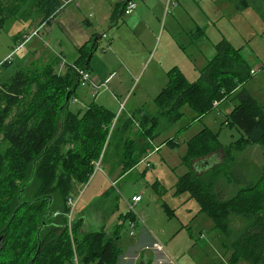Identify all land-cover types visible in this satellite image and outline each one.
Listing matches in <instances>:
<instances>
[{
    "label": "trees",
    "instance_id": "trees-1",
    "mask_svg": "<svg viewBox=\"0 0 264 264\" xmlns=\"http://www.w3.org/2000/svg\"><path fill=\"white\" fill-rule=\"evenodd\" d=\"M29 1L0 0V22L18 14ZM35 3L44 14L41 24L61 7V0ZM97 40L80 49L82 58L92 56ZM89 58L77 63L88 68ZM251 70L242 49L223 39L215 44L213 57L196 81L178 67L168 71L167 83L154 100L158 113L140 110L132 115H117L96 101L84 110H72L80 83L71 67L64 75L53 63L37 70L18 69L6 80L1 75L0 264H74L75 252L87 264H118L120 235L111 236L104 229L83 232L82 217L72 221L70 233L68 198L90 180L96 161L116 157L123 175L147 158L162 116L180 117L185 104L203 115L216 106L215 101L237 91L240 103L225 122L235 125L242 138L224 147L210 128L190 138L185 162L192 164L221 150L224 162L205 175L188 171L178 179L176 193L189 192L224 233H229L232 218H243L246 225L232 243L231 264H264V166L256 183L226 201L219 200L215 178L210 177L227 167L232 149L253 143L264 148V104L243 89L252 78ZM57 211L60 214L55 215Z\"/></svg>",
    "mask_w": 264,
    "mask_h": 264
},
{
    "label": "rangeland",
    "instance_id": "rangeland-1",
    "mask_svg": "<svg viewBox=\"0 0 264 264\" xmlns=\"http://www.w3.org/2000/svg\"><path fill=\"white\" fill-rule=\"evenodd\" d=\"M35 1L30 0L23 5L18 14L0 22V62L9 57L18 36L23 32L30 34L33 32V27L37 26L38 28L41 25L44 14L42 15L40 6L36 7ZM236 17H239L238 21L245 23L246 27L251 29L243 32L244 37L247 35V40L251 42L252 46L256 45L264 50L262 41L264 38H261L264 35L263 31L255 32L251 26L247 25L243 14H236ZM112 30V28H108L107 34ZM170 30L174 37L177 36L174 28L170 27ZM41 32L43 36L45 31ZM231 34L235 37L233 32ZM186 37L184 35L181 41L190 43ZM36 38L27 44V48L33 47V43L37 42ZM46 41L47 37L44 38L45 43ZM179 42L177 38H173L172 42H167V39L164 38L160 50L158 53H154L151 58L154 56L155 61L163 62V65H167L168 70L178 67L180 71L186 73L190 81H196L207 65V59L204 54L194 49L192 52L193 55L198 56V61H190L180 49ZM47 47L50 50V47ZM46 51L44 50L46 54L44 57H48ZM107 51V53H103L101 45L98 49V56L104 61L106 60L105 55H110L113 58V66L109 72H124L125 68L116 56L110 50ZM85 55L87 54L85 53ZM261 59L264 62V58ZM29 61L30 59L26 58L23 53L15 54L14 61L9 66L2 68V80L8 79L18 69L37 70L47 64L46 60L42 58L36 59L31 65H29ZM142 64L143 62L139 61L135 64V68H140ZM63 67V65L60 67L59 74H66V72L63 73ZM152 71L148 69L147 75ZM161 81L165 83L164 76ZM245 87L259 100L264 101V67L252 76ZM88 96L91 97V100L96 99L93 93H88ZM104 96L107 99L101 98L100 100L106 105L113 106L115 101L111 99L110 92H106ZM140 96L141 94L138 92L137 97ZM144 97L145 111L153 114L158 113L152 98ZM238 103H240L239 92L216 104L203 115L190 105L185 104L180 108V112H182L180 117L171 119L168 116H162L155 128L148 157L136 167L120 175L121 166L115 162L116 157L105 159L102 163L100 160L99 168L95 167L90 180L79 185V192L74 195L76 206L72 212L73 220L81 217L84 219L83 232L104 229L106 232H110L111 236L120 235L119 244L122 247V253L118 264L121 262L140 264L142 260L141 258L135 262L127 257L124 258V256L133 254L132 244L136 243L139 233L137 227L130 228L129 220L132 216L138 220V223L144 220L153 232L161 235V237L158 236V239L166 247V250L168 249L165 254L173 264H231L232 243L246 225V221L240 217L232 218L229 233H224L209 214L200 210L199 203L191 197L189 192L176 193V184L178 179L190 170L205 175L208 173L206 170L211 169L200 168V162L197 161L192 164L184 161V156L188 152V140L201 130L212 129L218 134L219 141L224 147L242 138V132L235 125L225 122L227 115L231 114L234 106ZM70 107L72 110L85 109V105L73 101H71ZM117 108L118 105H116ZM112 111L117 113V110L112 109ZM169 139H174V141L167 143L166 141ZM3 141L4 137L0 132L1 145ZM158 146L159 148H157ZM263 152L264 148L259 143L232 149V160L227 162V167L223 168V165L219 173L210 175L211 178H215L214 192L219 200L226 201L233 198L241 188L259 180L264 166ZM211 156H214L210 160L215 164L224 162V150L218 151L208 158ZM137 194L141 195L142 200L132 212L128 200ZM130 230H134L136 235H131ZM154 263L165 264L166 262L159 263L154 260L152 264ZM79 264L87 263L79 261Z\"/></svg>",
    "mask_w": 264,
    "mask_h": 264
},
{
    "label": "crops",
    "instance_id": "crops-1",
    "mask_svg": "<svg viewBox=\"0 0 264 264\" xmlns=\"http://www.w3.org/2000/svg\"><path fill=\"white\" fill-rule=\"evenodd\" d=\"M128 1L61 0V7L57 14L39 25V27L42 26L39 34L31 37L25 43L24 49L17 53H23L26 58L28 57L30 59L29 65L41 58L45 59L47 64L53 63L56 72L63 65V73L68 71L69 66L63 64L62 59L72 63L79 60V62H84L90 57L88 69L98 80L106 83V86L95 96V100L110 110H117V115L121 113L132 115L140 110L147 112L145 111L144 96L152 98L158 112L154 100L167 83L166 72L171 68L168 70L167 65L155 61V57L151 58V56L158 53L164 38L167 39V42H172L173 38H177L185 57L194 62L198 61V56L193 55L194 49L204 54L208 62L215 53V44L227 39L234 46L242 49V54L252 69L259 71L264 67V62L261 59L264 58V50L256 45L255 47L252 46L251 42L247 40V35L244 37L243 32L251 29L247 28L245 23L238 21L239 17H236V14H243L247 25L251 26L255 32L263 31L264 33V0H133L137 6L131 14L126 15L123 8ZM170 27L174 28L177 36L174 37ZM108 28L113 29L109 34L106 31ZM35 29L37 26L33 27V30ZM42 30L45 31L43 36ZM104 34L106 35L104 36ZM24 35H28V33L23 32L15 39L14 44L17 45L24 41ZM184 35L187 36L186 38L190 40V43L181 41ZM35 37H37V42L33 43L32 48H27V44ZM45 37H47L46 43L44 42ZM95 37L98 38L97 47L92 56L82 58L83 54L80 49L84 45H91ZM261 38H264V35ZM104 41L106 42L104 43ZM237 41L240 42L236 43ZM262 41L264 42V40ZM101 45L104 50L103 53L110 50L116 56L117 60L124 66V72H109L113 66V58L110 55H105L106 60L104 61L98 56V49ZM47 46L50 47V50ZM106 46L107 48H105ZM44 50H47L48 57H44L46 55ZM139 61L143 64L137 69L135 64ZM148 69L153 71L147 75ZM184 74L186 75L185 72ZM162 75L166 79L165 83L161 81ZM186 77L189 79L187 75ZM249 81L244 84L243 89L264 104V101L259 100L245 87ZM106 92H110L111 99L115 101L113 106L106 105L100 100L101 98L107 99L104 96ZM138 92L141 94L140 97H137ZM88 93H93V89L79 85L72 101L82 103L86 108L95 101L91 100ZM133 95H135L134 99ZM153 96L155 97L153 98ZM116 105H118L117 109ZM209 156L198 159L197 162L214 157L208 158ZM214 165L215 163L212 162L211 166L205 169H210ZM136 227L139 233L136 243L132 244L133 254L124 256V258L127 257V259L135 262L142 258L140 264H152L154 260L159 263L173 264L165 254L168 249L161 251L153 247V242L159 241L158 236L161 237V235L153 232L144 220L139 223L137 220ZM152 252L154 253V260ZM120 264L128 263L121 262ZM129 264L135 263L129 262Z\"/></svg>",
    "mask_w": 264,
    "mask_h": 264
},
{
    "label": "built area",
    "instance_id": "built-area-1",
    "mask_svg": "<svg viewBox=\"0 0 264 264\" xmlns=\"http://www.w3.org/2000/svg\"><path fill=\"white\" fill-rule=\"evenodd\" d=\"M136 6H137V4H136L135 1L129 0L127 2V4L125 5V7H124V11H123L124 14H126V15L131 14L135 10ZM41 27L42 26H40L39 28L33 30V32L30 33V34H28V35H24V41L19 42L15 46L14 50L10 53L9 57L6 60L0 62V76L2 75V72H3L2 68L4 67V64L5 63L12 62L13 61V58H14V55L17 52H19V50L24 49L25 43L31 37L36 36V35L39 34V30H40ZM105 35L106 34H104V36ZM62 61H63V64L68 65L69 67H71L72 70L77 74L80 85L87 86V87H90V88L93 89V95L94 96H96L99 93V91L103 87L106 86V83L104 81L98 80L92 74V72L88 68H86L85 66H82V65H80V64H78L76 62L68 63L65 59H62ZM256 71H257V69H252L251 70V73L254 75L256 73ZM74 100L77 101V99H74ZM214 104L216 105V104H218V102L215 101ZM99 162H100V160L95 162V167L97 166V168H99ZM113 183H115V182H113ZM74 195L75 194L71 195L68 198V201H67L68 205L71 207V210H70V212L68 214V220H69L68 225H69L70 233H72V231H71L72 221H73L72 212H73V210H74V208L76 206V202H75ZM141 200H142V197H141L140 194L134 195L130 200H128V205H129V207H130V209H131L132 212H134L135 206ZM58 214H60V212L57 211L55 213V215H58ZM129 222H130V228L131 229H133V228L136 227V225H137V220L136 219H131ZM134 233H135L134 230H130V234L131 235H134ZM153 247L156 248V249H158V250H161V251H165L166 250L165 246L161 242H159V241H154L153 242ZM74 264H79V258H78V255L76 254V252L74 254Z\"/></svg>",
    "mask_w": 264,
    "mask_h": 264
},
{
    "label": "water",
    "instance_id": "water-1",
    "mask_svg": "<svg viewBox=\"0 0 264 264\" xmlns=\"http://www.w3.org/2000/svg\"><path fill=\"white\" fill-rule=\"evenodd\" d=\"M211 164H212V160H203V161H200V168H208V167H210L211 166ZM199 167H197V168H199ZM2 237L0 238V244H1V242H2Z\"/></svg>",
    "mask_w": 264,
    "mask_h": 264
}]
</instances>
